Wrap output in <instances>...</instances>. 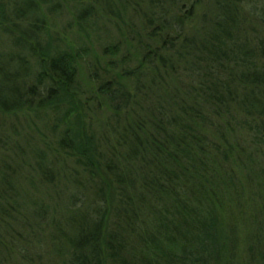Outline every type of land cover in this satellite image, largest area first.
<instances>
[{
    "label": "trees",
    "instance_id": "1",
    "mask_svg": "<svg viewBox=\"0 0 264 264\" xmlns=\"http://www.w3.org/2000/svg\"><path fill=\"white\" fill-rule=\"evenodd\" d=\"M202 1L151 0L161 44L135 67L103 46L87 98L86 49L51 39L35 0L0 5V117L43 115L53 134L33 178L0 169V264H264V0H204L198 17Z\"/></svg>",
    "mask_w": 264,
    "mask_h": 264
},
{
    "label": "rangeland",
    "instance_id": "2",
    "mask_svg": "<svg viewBox=\"0 0 264 264\" xmlns=\"http://www.w3.org/2000/svg\"><path fill=\"white\" fill-rule=\"evenodd\" d=\"M35 1L39 4L38 13L45 20L48 32L52 36L51 39L57 44L63 43V45H72L74 48L86 49L85 57L79 65L81 88L85 92L83 96L85 98L89 97L88 89L92 85L88 78L89 75L91 76L95 69L100 71L107 63V59L101 55L103 46L116 44L120 49L116 59L124 58L125 63L129 64L130 67H135L141 56V47L146 41L152 46V49L162 42L160 37L164 32L158 34V28L153 23L156 21V16L153 15L151 0ZM80 2L84 5H90V12L93 13V19L81 26L77 24L78 21L75 18L77 10L81 8H77V4ZM0 5L10 12L9 0H0ZM260 5L261 3L258 4V6ZM204 11L209 12V5L203 0L197 8L198 17ZM198 17L187 28V35H194L196 38L203 36L202 24ZM148 20L153 22L150 24ZM152 30L156 32V37L148 40L147 37L153 33ZM1 31L0 28V54L6 55L11 50V44L7 42L6 35H1ZM21 55L25 56L27 52H23ZM93 104L97 107L96 103ZM150 105L151 102L145 104L146 110ZM102 109L100 111L93 110L89 114L97 134L103 131V126L108 127L109 130V125H106L108 119L109 124L112 122L110 120L111 114L104 108ZM113 126L114 128L118 127L117 125ZM48 143H53V134L50 132L45 116L24 114L17 117H0V169H4V164L15 170L21 168V170H16L17 173L15 170L10 173L15 181L18 182L21 179L22 182L25 176H27L26 179L33 178L32 170L35 167L36 156L32 151L45 150L49 153ZM8 171L11 172V170ZM22 185L26 187L27 183H22ZM29 190L33 191V189ZM57 203V198H55L51 207L52 212L54 213L56 210L54 214L60 219L61 209ZM52 229L53 227L50 225L44 233L43 228H41V236L49 237L48 233H51Z\"/></svg>",
    "mask_w": 264,
    "mask_h": 264
}]
</instances>
